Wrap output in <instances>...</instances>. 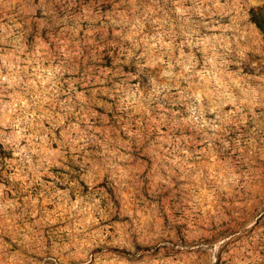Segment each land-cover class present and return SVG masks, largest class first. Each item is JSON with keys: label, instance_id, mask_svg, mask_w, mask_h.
<instances>
[{"label": "rangeland", "instance_id": "374dc122", "mask_svg": "<svg viewBox=\"0 0 264 264\" xmlns=\"http://www.w3.org/2000/svg\"><path fill=\"white\" fill-rule=\"evenodd\" d=\"M0 264H264V0H0Z\"/></svg>", "mask_w": 264, "mask_h": 264}]
</instances>
